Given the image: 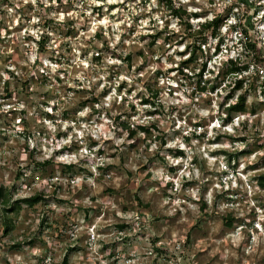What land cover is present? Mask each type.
Wrapping results in <instances>:
<instances>
[{
  "label": "rangeland",
  "instance_id": "1",
  "mask_svg": "<svg viewBox=\"0 0 264 264\" xmlns=\"http://www.w3.org/2000/svg\"><path fill=\"white\" fill-rule=\"evenodd\" d=\"M250 1L170 0L179 16L166 0H0V264H264V0ZM237 56L248 68L222 73Z\"/></svg>",
  "mask_w": 264,
  "mask_h": 264
},
{
  "label": "trees",
  "instance_id": "2",
  "mask_svg": "<svg viewBox=\"0 0 264 264\" xmlns=\"http://www.w3.org/2000/svg\"><path fill=\"white\" fill-rule=\"evenodd\" d=\"M168 5L172 8L173 12L179 16H182V13H185V9L182 7L181 4H179L178 6H174L172 5V3L170 2V0H166ZM244 1L246 4L248 5H251V1L250 0H242ZM187 12V11H186ZM188 14H192V13H187ZM196 14V13H195ZM220 19L218 16H215L209 20H205L203 21L199 28L196 29V32L197 33H200V32H203L206 28H209V27H212V34H215L214 33V29L218 27V25L220 24ZM241 22H236L235 24H233V28H236L237 25H240ZM245 26V27H244ZM243 26V23L241 24V27H240V30L243 31V35L241 36V43L245 46V48L247 47H254V43H250L249 41L247 42L245 39L248 38L247 36V29L246 28H252V23L250 21H247V26L244 25ZM242 33V32H241ZM98 34V32L96 33ZM154 37V36H153ZM196 47H200V45H195V43H193L192 47L190 48L189 50V55L186 59H184L182 61L181 64H184L185 66L188 65V63L190 61H193L196 59V57L198 55L195 54V48ZM218 50V45L216 44L215 47H214V52ZM244 51L246 52V50L244 49ZM127 57L129 58V55H127ZM225 64V68L224 70L222 71V73L224 74H232L234 73V75H237V73H239V71L241 70H244V69H247L248 68V65H249V61H245L243 60L242 58H240V56H237V57H229L226 59V61L223 63ZM202 68L198 69V79L196 80V84H197V87L203 89L205 88V83L206 81H204V79L202 78ZM206 80V79H205ZM243 85V78H239L237 77L235 79V84L233 85L232 88H241ZM211 88H213V85L211 86ZM153 94V93H152ZM228 95H226L227 97ZM245 100H246V95L244 92H241L237 95L236 97V100L232 103H228L226 105V114H225V117L223 118V124H226L229 120V117H226L232 113H237V112H242L246 109V106H245ZM231 116V115H230ZM138 128L142 131H148V127L145 126V125H138ZM130 134H133L134 133V130L133 129H130L129 131ZM218 136V135H217ZM179 152H182L181 150H179ZM226 152V154L228 155V158H230L231 156H235L237 153H227V151H224ZM49 162V159H45L43 160L42 162H38V164H45V163H48ZM65 166L67 167H70V163L66 164ZM262 178H264V175L261 176ZM5 191L3 189L2 186H0V197H2L4 195ZM41 198V194L40 193H34L30 196H27V197H23V198H20V199H16L15 201L16 202H20V201H25V202H28L29 204L39 200ZM4 202H7V198H3ZM7 225L5 226L4 228V231H7ZM60 264H67V256L64 255L62 261Z\"/></svg>",
  "mask_w": 264,
  "mask_h": 264
},
{
  "label": "built area",
  "instance_id": "3",
  "mask_svg": "<svg viewBox=\"0 0 264 264\" xmlns=\"http://www.w3.org/2000/svg\"><path fill=\"white\" fill-rule=\"evenodd\" d=\"M260 71H263V69H261Z\"/></svg>",
  "mask_w": 264,
  "mask_h": 264
},
{
  "label": "clouds",
  "instance_id": "4",
  "mask_svg": "<svg viewBox=\"0 0 264 264\" xmlns=\"http://www.w3.org/2000/svg\"><path fill=\"white\" fill-rule=\"evenodd\" d=\"M225 125V124H224Z\"/></svg>",
  "mask_w": 264,
  "mask_h": 264
}]
</instances>
